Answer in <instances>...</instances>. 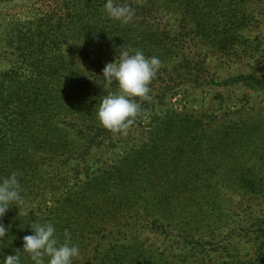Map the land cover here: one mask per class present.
Returning <instances> with one entry per match:
<instances>
[{
  "label": "rangeland",
  "instance_id": "obj_1",
  "mask_svg": "<svg viewBox=\"0 0 264 264\" xmlns=\"http://www.w3.org/2000/svg\"><path fill=\"white\" fill-rule=\"evenodd\" d=\"M155 2L167 9L160 28L167 22L173 59L200 53L208 81L229 80L250 67L264 77V57L257 63L227 60L216 47L222 37L233 45L240 39L237 25L248 22L243 39L264 54V0ZM121 3L135 15L116 44L93 40L105 53L90 52L83 61L70 39L64 51L39 56L32 65L27 84L38 119L30 130L36 137L32 158L0 165V179L20 174L25 202L0 220L9 229L0 241V264L22 249L32 222L53 224L61 243L70 233L80 251L73 264H264V90L191 89L176 81L162 86L164 96L163 88L150 84V100L135 98L140 112L127 135L107 130L97 111L116 89L102 83L105 65L124 51L154 56V18L145 16L154 0ZM2 6L5 27L23 29L38 13L35 2ZM192 28L202 42L191 39ZM4 66L0 59V80ZM76 87V96L89 95L85 116L66 104ZM20 256L21 264H33L22 250Z\"/></svg>",
  "mask_w": 264,
  "mask_h": 264
},
{
  "label": "trees",
  "instance_id": "obj_2",
  "mask_svg": "<svg viewBox=\"0 0 264 264\" xmlns=\"http://www.w3.org/2000/svg\"><path fill=\"white\" fill-rule=\"evenodd\" d=\"M20 1L35 2L38 6V13L35 21L23 29L12 23L8 27L0 23L3 31V35L0 36V59L5 65L4 77L0 80V165L7 162L12 163V161L23 164L22 161L28 162V159L32 158L28 154L31 137H34L30 130L31 127L37 126L38 119L35 118L36 115H33L36 105L32 104L29 99L32 86L27 83L32 72V65L38 61L39 56L54 50L64 51L68 47L63 45H69L70 39H75L76 44L72 49L82 56L83 61H89L90 52L92 54L105 53V47L100 43H94L93 40L103 41L104 38H111L116 44L123 28L121 22L107 16L104 10L106 0H0V7H4L2 4ZM165 10L167 9L160 7L154 0V10L149 8L145 15L154 18V56L161 60L162 65L151 84H154V89L163 88L160 95L165 96L166 94L163 85L169 86L176 81L178 83L175 86L183 84L191 89L239 85L249 89L264 90V77L259 76L260 70L258 69L250 67L249 71L243 70L229 80L210 79L208 81L205 78L200 53H198L200 57L193 54L185 55L182 60H177V57L173 59L172 56H177V54L172 48V35H170V29L167 28V22L164 23L163 29L160 28L162 25L160 19L166 17ZM248 26V22L237 25L235 31H241L240 39L236 40L233 45L230 46L224 39L225 37L218 41L216 47L223 53L224 58L237 62L247 59L252 63H257L258 59L264 57V54L257 55L261 52L256 49L257 46L254 47L247 39L246 41L243 39L246 35L245 28ZM191 34L192 40L202 42L198 31L192 28ZM44 65H49V63H43L42 67ZM102 76L100 75V78L105 85ZM78 88L80 87L74 88L73 95L67 99L70 103L66 104L69 105L68 110L73 109L76 115L78 112L85 116L88 109L85 110L86 105L82 103L85 100L89 101V95L87 93L88 97L76 96ZM110 88L117 89L116 83L114 82ZM42 111L45 113L46 107ZM87 124L89 123H84L81 127Z\"/></svg>",
  "mask_w": 264,
  "mask_h": 264
},
{
  "label": "clouds",
  "instance_id": "obj_3",
  "mask_svg": "<svg viewBox=\"0 0 264 264\" xmlns=\"http://www.w3.org/2000/svg\"><path fill=\"white\" fill-rule=\"evenodd\" d=\"M104 10L109 18L122 24L130 23L135 15L134 9L120 0H106ZM161 65L158 57H146L140 50L133 54L121 52L118 59L105 65L104 87L108 88L115 82L117 89L109 91L100 102L97 118L104 128L114 134L127 135L140 112V103L135 98L140 101L151 99L149 86ZM19 175L13 172L0 179V220L11 207L15 206L20 211L25 205ZM25 214L29 212L26 210ZM29 225L32 234L23 237L22 249L5 255L2 264H21V250L28 254L33 264H73L79 256V247L71 243L69 232H64L65 239L61 243L53 224L32 222ZM8 232L9 229L0 223V241L5 240Z\"/></svg>",
  "mask_w": 264,
  "mask_h": 264
}]
</instances>
